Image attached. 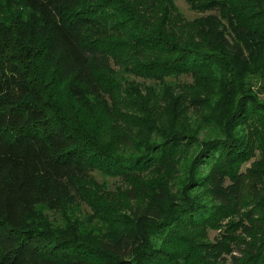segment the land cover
Returning a JSON list of instances; mask_svg holds the SVG:
<instances>
[{
	"label": "trees",
	"instance_id": "1",
	"mask_svg": "<svg viewBox=\"0 0 264 264\" xmlns=\"http://www.w3.org/2000/svg\"><path fill=\"white\" fill-rule=\"evenodd\" d=\"M184 1L0 0V264H264V0Z\"/></svg>",
	"mask_w": 264,
	"mask_h": 264
},
{
	"label": "rangeland",
	"instance_id": "2",
	"mask_svg": "<svg viewBox=\"0 0 264 264\" xmlns=\"http://www.w3.org/2000/svg\"><path fill=\"white\" fill-rule=\"evenodd\" d=\"M176 4L178 5V7L181 9V11L184 13V15L189 18V19H194L197 16H203L205 15V13H200V12H195L193 11L189 5L184 1V0H175ZM223 27L225 28L224 31L227 32V35H232L231 34V27L228 26V23L226 21H223ZM42 61L39 58L33 65H32V75L34 77H38V79H42L45 81V88H47V90L49 91L48 94H46V98H48V96H50V99H52V101H57V102H63L64 99V88L62 87V85H58L57 83H55V81L52 80V75L48 76L44 73V77L41 76L40 74V70L42 69L41 64ZM258 66V74L257 75H252V78H254V91L255 94L259 96V98H263L264 97V61L262 62H258L257 63ZM255 68V67H254ZM253 69V68H252ZM251 69V70H252ZM253 73H257V69L255 68ZM48 76V77H47ZM140 81L141 79H137L136 83ZM148 84H151L150 82H146ZM67 97V96H66ZM49 99V98H48ZM262 160V156H261V152L257 149L255 151V154L253 157H251V159H249L247 162H245L242 165V170H247L252 168L253 165L258 164L260 161ZM95 178L96 181L95 183H99V186L101 187L100 190H106L109 193L106 192L107 196H110L109 202L112 204H118L119 200H120V192L122 190L127 189L126 187L129 186V184H124L122 183V181L119 178H113V177H107V176H103L100 173H95ZM254 181H257V179H254L253 177L250 178V184ZM136 184H138V181L136 180ZM122 188V189H119ZM202 188H197L195 190V192H200ZM105 193L104 191L101 192V194ZM114 193L117 197H113ZM105 196V195H104ZM202 197L206 196L205 193L203 192ZM116 198V199H115ZM208 198V196L206 197V199ZM82 207L77 208L76 210L80 209L78 211L79 215H84V214H89L91 216L94 215V211L92 210L91 207L87 206L86 204H82ZM250 207V205H247ZM120 213H118V215H114L116 218H120L121 216H119ZM52 216V215H51ZM83 221V220H82ZM59 222H62V219L59 220ZM90 223V222H89ZM115 224V223H114ZM88 223H85V229L83 231L89 232L90 231V226ZM98 228H100V232H104L106 225H104L103 223H99L98 224ZM217 232L215 231H210V238L213 239L215 236H217Z\"/></svg>",
	"mask_w": 264,
	"mask_h": 264
}]
</instances>
